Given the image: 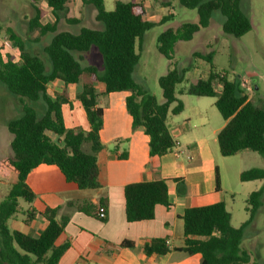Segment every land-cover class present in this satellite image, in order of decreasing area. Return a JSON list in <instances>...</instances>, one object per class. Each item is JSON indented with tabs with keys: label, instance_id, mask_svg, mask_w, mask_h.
<instances>
[{
	"label": "trees",
	"instance_id": "trees-1",
	"mask_svg": "<svg viewBox=\"0 0 264 264\" xmlns=\"http://www.w3.org/2000/svg\"><path fill=\"white\" fill-rule=\"evenodd\" d=\"M39 1L32 0L34 15L29 19L28 28L38 29L41 35L48 37L46 44L41 46L48 64L9 28V38L20 51L19 60L0 57V82L18 96L21 105V115L6 123L11 135L10 153L0 158V177L16 176L0 203V264H57L69 246L67 241L59 245L55 243L69 220L67 215L58 213V207L43 210L41 215L46 224L36 236L10 229L6 221L18 212L19 198L33 201L35 195L25 180L28 173L40 164L55 165L67 181L80 189L99 186L97 153L102 149L99 139L102 108L98 106L96 83L102 84L104 94L129 91L125 106L132 127H142L148 135L149 155L165 154L176 146L166 119L169 114H177L183 109L178 98L183 90L178 86L188 70L173 62L175 44L190 40L200 28L207 27L216 11L223 16L221 30L224 34L240 37L251 27L249 18L239 8L240 0H178L181 6L197 11L198 21L168 27L157 37V49L169 61L166 72L158 77L163 97V101L158 102L152 93L134 80L133 71L139 60L136 41H141L144 33L156 23L170 19V15L158 22L147 20L145 4L140 0H115L112 10L105 9L103 0H80L95 10V21L100 26H82L77 32L56 31L60 19L69 25L79 23V18L67 5L69 0H45L54 18L45 24L41 23L45 12ZM93 48L101 59L99 67L82 62L83 54ZM192 55L204 59L208 71L204 78L191 83L186 92L215 97L214 105L225 121L217 134L220 154L232 156L243 150L264 154V106L250 101L237 79H231L226 71L215 69L212 52L205 55L194 52ZM56 79L65 85H77L76 98L85 113L86 130L64 125L61 106L67 103V96H51L47 92L48 83ZM84 144L89 145V151L83 149ZM240 179L264 180V169L244 170ZM169 182V179H158L126 184V221L152 219L155 205L168 207ZM218 187L217 174L216 189ZM245 204L248 218L239 227L231 225L230 213L222 201L187 208L181 217L182 246L169 248L165 239L152 238L142 244V249L146 255L164 254L171 249L199 253V264H248L250 255L242 241L247 238L245 230L252 225L257 212L262 209L264 215L263 187L250 192ZM67 205L99 218L98 211H106L107 199H101L98 206L83 200L68 201ZM35 215L34 210L26 211L23 223L28 225ZM99 219L104 221L106 215ZM120 246L132 248L134 244L123 240ZM252 264H264V260H253Z\"/></svg>",
	"mask_w": 264,
	"mask_h": 264
},
{
	"label": "crops",
	"instance_id": "crops-1",
	"mask_svg": "<svg viewBox=\"0 0 264 264\" xmlns=\"http://www.w3.org/2000/svg\"><path fill=\"white\" fill-rule=\"evenodd\" d=\"M81 3L80 0L67 2L79 21V4ZM86 11L92 12L95 19V10L91 6L87 5ZM95 88L99 93L98 99L103 98L101 103L97 100L98 106L102 108V126L99 131L102 149L97 153L99 186L94 189H80L73 182L67 181L55 165L36 166L28 173L25 180L35 195L31 210H34L36 215L28 225L23 223L25 227L35 229L23 232H30L36 236L46 224L41 215L43 210L46 207H58V213L67 215L69 220L55 243L59 245L67 241L69 246L60 256L57 264H199L201 260L199 253L189 254L171 249L164 254L146 255L142 244L152 238H163L169 248L182 246L183 220L181 217L185 209L218 201L224 202L230 213L231 225L239 227L248 218L245 210L247 196L250 192L261 188L264 180L242 181L240 174L244 170L238 171V179L243 185L255 187L246 188L242 192L241 208L234 209L236 193L224 185V177L219 165L221 154L217 134L225 121L220 123L213 121L212 114L203 107V101L198 96L188 94L186 86L179 87L183 90L178 95L183 104L182 111L174 115L169 114L166 119L167 128L176 146L159 156L149 155V137L143 128L132 127L131 117L125 106V97L129 91L104 94L100 83H96ZM77 91V85H65L59 79L47 85L49 95L65 94L67 96V103L61 106L64 125L68 128L76 127L86 130L87 121L85 127H81V123L73 119L74 110L85 116L76 98ZM157 101L162 102L163 97ZM214 102L215 100L213 104ZM65 114H67V121H65ZM87 148L89 151V145ZM248 151L243 150L238 153L247 156L252 155L248 153H256ZM217 174L219 187L216 189ZM158 179L170 180L168 187L170 205L168 207L162 204L155 205L152 219L126 221L124 186L132 182ZM172 179L175 180L172 181ZM256 184L259 185L256 187ZM103 198L107 199L104 221L67 205L68 201L83 200L98 206ZM123 240L133 242L134 247L120 246Z\"/></svg>",
	"mask_w": 264,
	"mask_h": 264
},
{
	"label": "rangeland",
	"instance_id": "rangeland-1",
	"mask_svg": "<svg viewBox=\"0 0 264 264\" xmlns=\"http://www.w3.org/2000/svg\"><path fill=\"white\" fill-rule=\"evenodd\" d=\"M145 4L148 20L160 21L162 17L169 16L170 19L156 23L143 35L141 41H136V51L139 53V60L134 67L133 75L140 87L152 93L157 99H161V89L158 85V77L163 75L169 61L157 49L158 35L168 27L176 28L184 22H197L198 14L195 9H189L179 4L178 0H140ZM81 2V1H80ZM44 10L41 23L52 22L53 16L45 0L38 2ZM37 4V5H38ZM105 8L112 10L114 0H104ZM240 10L249 18L251 27L240 37H233L224 34L221 30L223 16L214 12L207 27H202L190 40L178 41L173 49V62L180 68H188L185 72L183 82L178 86L188 87L198 78L204 77L208 71V63L202 58L193 57L194 52L205 55L212 52L213 64L216 70L226 71L231 79L239 81L240 88L246 92L248 99L256 104L264 106V0H240ZM34 15L32 0H0V57L6 59L10 56L13 60H19V49L9 38L7 28L11 29L25 44L29 45L32 52L38 54L46 64L47 56L41 51V46L46 44L48 37L41 35L38 29L28 28L29 19ZM80 21L77 25H69L63 19L57 21L56 31L69 30L77 32L82 26H100L86 6L79 4ZM95 48L91 52L83 54L84 64L93 63L100 66V56ZM245 82V86L242 85ZM218 87V86H217ZM191 96V95H187ZM196 96V95H194ZM191 96V98H197ZM180 97V96H179ZM186 97H182L183 99ZM203 101L209 114H212L213 121H224L213 104L215 97L198 96ZM99 103L103 98L99 97ZM33 105H37L32 103ZM21 115V105L17 95L12 94L0 82V158L10 153L9 142L11 135L7 131L6 123ZM73 119L85 127L86 119L80 112L74 110ZM67 121V114H65ZM88 144L83 145L87 150ZM88 151V150H87ZM251 152V151H248ZM245 155L236 153L232 156L219 155V165L224 177V185L236 193L235 208H241L242 192L246 188H254V185H243L238 179V171L250 167L264 168V154L248 153ZM16 179L14 174L7 178L0 177V203L6 197L11 184ZM259 185V184H258ZM256 184V187L258 186ZM264 198V184H263ZM32 202L18 199V212L6 221L10 229L30 231L23 225L25 212L31 210ZM37 225H39L37 223ZM247 238L242 241L250 255V262L253 260H264V215L260 209L252 225L245 230Z\"/></svg>",
	"mask_w": 264,
	"mask_h": 264
},
{
	"label": "built area",
	"instance_id": "built-area-1",
	"mask_svg": "<svg viewBox=\"0 0 264 264\" xmlns=\"http://www.w3.org/2000/svg\"><path fill=\"white\" fill-rule=\"evenodd\" d=\"M242 85L245 86V82L242 81ZM105 216V211L104 210H99L98 211V217L103 218Z\"/></svg>",
	"mask_w": 264,
	"mask_h": 264
}]
</instances>
